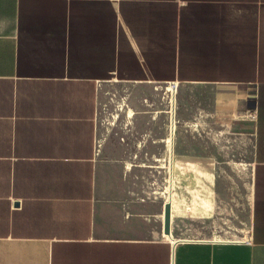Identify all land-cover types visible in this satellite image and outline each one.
Returning <instances> with one entry per match:
<instances>
[{"label": "crops", "instance_id": "obj_1", "mask_svg": "<svg viewBox=\"0 0 264 264\" xmlns=\"http://www.w3.org/2000/svg\"><path fill=\"white\" fill-rule=\"evenodd\" d=\"M167 83L218 88L214 103L251 112L246 234L176 236L175 212L214 209L174 190L166 234L155 189L103 170L101 89ZM162 111L120 103L133 158L150 154ZM0 264H264V0H0Z\"/></svg>", "mask_w": 264, "mask_h": 264}, {"label": "rangeland", "instance_id": "obj_2", "mask_svg": "<svg viewBox=\"0 0 264 264\" xmlns=\"http://www.w3.org/2000/svg\"><path fill=\"white\" fill-rule=\"evenodd\" d=\"M166 85L156 84L155 89L152 86L136 87L130 91V97L126 96L128 88L122 85L108 84L101 89L97 144L103 170L117 178L121 176L124 184L140 189L146 186L154 188V201H164L167 193L159 192L168 189L170 172L168 166L162 167L161 162L154 161V158L166 154L164 143L160 139L169 130L170 109L171 112H176V119L179 121L176 151L181 163L171 181L172 189L176 192L175 199H183L179 203H191L195 193L203 191L204 197L210 196L211 207L214 209L212 216L204 219L182 216L175 212L172 218L173 233L176 236H196L200 233L226 236L232 234L229 230L237 237L246 234L252 207L253 146L252 133L249 129H244L242 123L243 120L250 119L251 112L247 109L234 116L227 107L214 103L219 94L218 88L180 87L178 84L173 110L172 96ZM123 101L139 110H163L150 124L153 128L151 133L157 142L149 147L148 156L144 155L148 146L143 145L140 147L141 154L133 158V147L128 140L131 131L125 128L127 126L124 127L127 123L125 114L123 112L114 116ZM145 132L141 126L134 134L142 138ZM127 162L132 163L130 168H127ZM150 164H155L156 167ZM202 184L208 185L209 189H202ZM203 207L205 208L204 204Z\"/></svg>", "mask_w": 264, "mask_h": 264}, {"label": "bare ground", "instance_id": "obj_3", "mask_svg": "<svg viewBox=\"0 0 264 264\" xmlns=\"http://www.w3.org/2000/svg\"><path fill=\"white\" fill-rule=\"evenodd\" d=\"M174 84H176V83H168V85H167L168 89L170 91V94L172 96V99H171L172 109L175 106V94L177 91V84H176V87L174 86ZM167 86H166V89H167ZM169 111H170L171 122H170V126L168 127L169 130H168V132H167V134L163 140L166 154L163 157H156V161L161 162L160 165L162 167L168 166V169H169L168 172H170V177H169L170 185H169L168 189L166 188L168 191L167 200L171 201L172 212H173L175 200H174V193H173L171 181H172V179H174V174L177 173L176 171L178 170V168H180L179 163H181V158L176 151V131L178 128V124H177L178 120L176 119V112H174V111L171 112V110H169ZM164 159H165V162H164Z\"/></svg>", "mask_w": 264, "mask_h": 264}, {"label": "water", "instance_id": "obj_4", "mask_svg": "<svg viewBox=\"0 0 264 264\" xmlns=\"http://www.w3.org/2000/svg\"><path fill=\"white\" fill-rule=\"evenodd\" d=\"M163 215H164V227H163V231L166 234H171V229H170V222H171V202L166 201L164 203Z\"/></svg>", "mask_w": 264, "mask_h": 264}, {"label": "built area", "instance_id": "obj_5", "mask_svg": "<svg viewBox=\"0 0 264 264\" xmlns=\"http://www.w3.org/2000/svg\"><path fill=\"white\" fill-rule=\"evenodd\" d=\"M174 86L176 87V84H174ZM170 110V109H169ZM169 112V124H168V126H170V122H171V118H170V111H168ZM155 190H153V193H152V195H155ZM159 193H162V194H164V193H167V195H168V191L167 190H165L164 189V191H160ZM147 197H149V195L147 194ZM166 202V199L164 200V203Z\"/></svg>", "mask_w": 264, "mask_h": 264}]
</instances>
